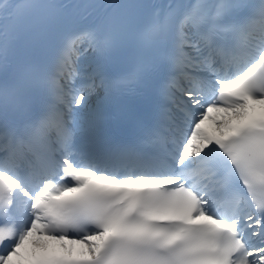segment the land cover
Returning a JSON list of instances; mask_svg holds the SVG:
<instances>
[{"label": "snow or ice", "instance_id": "obj_1", "mask_svg": "<svg viewBox=\"0 0 264 264\" xmlns=\"http://www.w3.org/2000/svg\"><path fill=\"white\" fill-rule=\"evenodd\" d=\"M0 264H264V0H0Z\"/></svg>", "mask_w": 264, "mask_h": 264}]
</instances>
